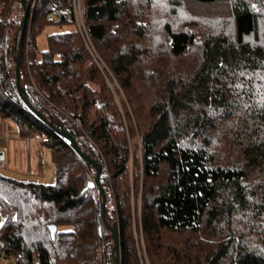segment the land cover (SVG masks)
Returning a JSON list of instances; mask_svg holds the SVG:
<instances>
[{
    "label": "trees",
    "instance_id": "trees-1",
    "mask_svg": "<svg viewBox=\"0 0 264 264\" xmlns=\"http://www.w3.org/2000/svg\"><path fill=\"white\" fill-rule=\"evenodd\" d=\"M24 3L21 35V1L0 0V117L39 138L54 182L0 171L3 255L15 264H95L102 247L105 264L117 255L120 264H264V0H81L105 68L88 52L75 0ZM177 11L186 27L174 26ZM49 25L58 29L41 49ZM191 52L187 68L158 80L160 66ZM18 53L35 113L16 90ZM51 127L99 163L119 254L88 180L93 166Z\"/></svg>",
    "mask_w": 264,
    "mask_h": 264
},
{
    "label": "crops",
    "instance_id": "crops-1",
    "mask_svg": "<svg viewBox=\"0 0 264 264\" xmlns=\"http://www.w3.org/2000/svg\"><path fill=\"white\" fill-rule=\"evenodd\" d=\"M24 142L27 149L35 145L34 148L37 146L38 151L20 152ZM0 148L4 151V159L0 162V171L3 174L39 183H52L54 180V164L50 152L43 147L39 138L35 135H20L15 123L3 117H0ZM0 215L3 221L4 213L1 210ZM0 264H15V260L0 252Z\"/></svg>",
    "mask_w": 264,
    "mask_h": 264
},
{
    "label": "rangeland",
    "instance_id": "rangeland-1",
    "mask_svg": "<svg viewBox=\"0 0 264 264\" xmlns=\"http://www.w3.org/2000/svg\"><path fill=\"white\" fill-rule=\"evenodd\" d=\"M75 2H76L77 26H78V28L80 30V33H81V35H82V37H83V39L85 41V45H86V47L88 49V52L91 55V57L93 58V60H95V62L97 63V65L100 68H105L106 65H105V63L103 61H101L100 57L98 56L93 44L91 43V41H90V39H89V37H88V35L86 33L85 27H84L83 22H82V18L80 17V13H78V11H80V7H81V0H79V3H78V0H75ZM78 4H79V9H78ZM15 5L16 4L13 3V6H12L14 15L16 14ZM174 16H176V17H172V19H171L174 22V26L181 27V26H184L185 23L187 22L186 17H184L178 11H177V13H175ZM184 27H186V26H184ZM15 28H16V20L13 22L11 30H10L11 31L10 32V36H9L10 39L12 38V34H13V31H14ZM57 29H58V25H49V26L45 27L44 31L41 33V36H39V40H38L39 48L44 49L46 47L45 33H48L50 31H55ZM193 53L194 52H191L190 55H188L187 57L184 58V60H187V62L183 61L181 59V57H174V58L170 59V61H169V63L167 65L160 66L158 68L159 69L158 75H157L158 80L163 79L164 74L169 72V69L172 66H174L176 69H178V71L187 68V65L189 64L188 62H193L194 59H195ZM106 72H108L110 74L109 76L112 79V82L109 81L110 86L111 85L112 86L113 85L118 86V84H117L116 80L114 79V77L112 76L111 72L110 71H106ZM141 88H142V83H141ZM118 91L119 92H118L117 96L118 97H122L123 96L122 91L120 89H118ZM75 122H78V121L75 119ZM35 140H37V139H35ZM25 144H26V142L23 143V145H22L23 147L20 150V152H23V151L24 152H33V151L36 152V151H38L37 150V146H36V149L34 148L35 145H34V147L31 146L30 147L31 149H27V145H25ZM89 173H91V172L89 171ZM91 175H92V173H91ZM88 180L93 182L92 178H89ZM53 182H54V180L52 181V183ZM47 184H49V183L47 182ZM140 192H141V190H140V187H139L137 198H136V195H135L134 203H133L134 204V210L137 208V212H138V215H137V212H134V213H136V225L137 226L139 225L140 209H141V205L143 203V197L141 196ZM95 193H96L97 199L100 202L101 196L99 194V191L96 188H95ZM135 194H136V191H135ZM4 215L6 216L7 212H4ZM12 216L14 217V211H12ZM1 224H2V216L0 215V226H1ZM61 229H68V227H61ZM139 233H140V231H139ZM175 235H176L175 233H168L167 234L168 240H174L176 238Z\"/></svg>",
    "mask_w": 264,
    "mask_h": 264
},
{
    "label": "water",
    "instance_id": "water-1",
    "mask_svg": "<svg viewBox=\"0 0 264 264\" xmlns=\"http://www.w3.org/2000/svg\"><path fill=\"white\" fill-rule=\"evenodd\" d=\"M20 1H21L22 6H23V15H22V18L20 21V34L22 35L24 25L26 22V18H27V14H28V8L26 7L24 0H20ZM21 35H20V40H21ZM15 60H16L15 61V86H16V90H17V93L19 94V96L23 97V91L20 87V82H19V65H20L19 53L15 56ZM23 101L26 104V106H28V108H30L31 111L33 113H35V110L29 105L27 99L23 97ZM51 128H53V130L56 131L60 136L67 139L72 144L75 152H77V154H79L82 158L87 160L93 166V168L95 170L94 177H93V183L95 186H97L99 194L101 196L100 216H101L102 224L106 228H108L109 231L111 232V235L113 238V251L116 252V254H119V231H118V228H117V226H114V227L110 226L106 220V217H105L104 205H105L106 196H105V192H104L102 185L99 184V177L101 174V167H100L99 163L97 161L87 157L86 155H84L81 152V150L79 149L76 141L69 134H67L65 132H61L55 127H51ZM49 228H50L51 232H54L56 230V226L53 224L49 225ZM115 264H120L118 255L115 257Z\"/></svg>",
    "mask_w": 264,
    "mask_h": 264
},
{
    "label": "built area",
    "instance_id": "built-area-1",
    "mask_svg": "<svg viewBox=\"0 0 264 264\" xmlns=\"http://www.w3.org/2000/svg\"><path fill=\"white\" fill-rule=\"evenodd\" d=\"M78 3H79V0H78ZM78 9H79V4H78ZM78 13H80V11H78ZM11 15V14H10ZM75 15H76V2H75ZM10 17V16H9ZM80 17H81V13H80ZM77 18V16H76ZM9 20L7 19L6 22H8ZM4 159V151L2 148H0V162H2ZM89 172V171H88ZM89 178H92L93 179V175H91V173H89ZM4 218V217H3ZM0 250L2 251L3 250V246H2V243L0 241ZM2 253L4 254V252L2 251ZM95 264H105V255H104V252H103V248H99V251L97 253V256L95 258Z\"/></svg>",
    "mask_w": 264,
    "mask_h": 264
}]
</instances>
